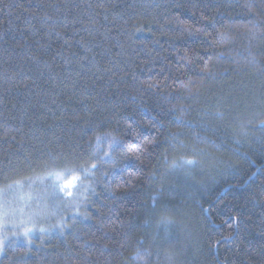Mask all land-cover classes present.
Segmentation results:
<instances>
[{
	"label": "trees",
	"instance_id": "16d2710c",
	"mask_svg": "<svg viewBox=\"0 0 264 264\" xmlns=\"http://www.w3.org/2000/svg\"><path fill=\"white\" fill-rule=\"evenodd\" d=\"M250 11L264 28V0H0V170L97 165L69 227L10 240L0 264H264Z\"/></svg>",
	"mask_w": 264,
	"mask_h": 264
},
{
	"label": "snow or ice",
	"instance_id": "6c2138e0",
	"mask_svg": "<svg viewBox=\"0 0 264 264\" xmlns=\"http://www.w3.org/2000/svg\"><path fill=\"white\" fill-rule=\"evenodd\" d=\"M247 7L251 10L253 5L248 4ZM250 14H252L253 19L247 22L248 25L251 26L249 28L250 34L246 37L249 41H251L256 30L264 31L261 20L258 19L260 13H251L250 11ZM220 38L233 39L227 37L224 33L220 34ZM257 62L256 58L253 57L251 63L256 64ZM205 66L207 67V64ZM189 83H191V81H189ZM181 111H183L182 108ZM217 115L222 116V113H217ZM260 126L264 128V120L260 121ZM178 135V133L171 134L173 144L178 143ZM137 151L139 150L137 149ZM137 159H139V156H137ZM194 163H196L195 160L183 159L181 161H173L171 166L182 167ZM96 167L97 165L93 163L89 166L79 164L65 166L62 169L52 168L47 171L43 177H37L36 179L33 177H25L15 180L11 179L9 176V173L14 171V169L9 168L0 170V179L5 181V183L0 184V256L6 255L10 240H14L20 236H23L27 240L29 250H31L32 240L30 234L35 231H48L47 229L38 227V221L57 214L54 210L60 209V203L58 201L62 200L59 194L63 193L67 197H72L73 189L79 191L83 188L86 191L89 186L86 182L90 181L91 175ZM49 178L53 180L52 192L50 194L51 200L49 195H45L43 197H38L35 205H33L31 203L33 200L32 195L30 193H23L25 183L27 182L30 187L32 184L36 183L37 180L42 182L44 179ZM158 224L162 225L165 232H167L172 224V219L167 215H161ZM28 225L31 226L29 227ZM9 226L12 228L11 236L8 235ZM52 227L59 228L63 231L69 226L63 221V218H61V222L57 225H52ZM18 229L22 230L18 231ZM145 255H147V253H145ZM136 257L137 259L144 260V255H141L139 252H137Z\"/></svg>",
	"mask_w": 264,
	"mask_h": 264
},
{
	"label": "rangeland",
	"instance_id": "374dc122",
	"mask_svg": "<svg viewBox=\"0 0 264 264\" xmlns=\"http://www.w3.org/2000/svg\"><path fill=\"white\" fill-rule=\"evenodd\" d=\"M46 181V179H44ZM47 182H41L40 180H37L36 183L32 184L30 187L29 185L25 186L23 189V193H30L33 197L32 204L35 205L36 200L38 197H43L45 195H49V198L51 200V192H52V184L53 180L50 178ZM87 183V182H86ZM73 195L72 197H67L63 193H60V197H62L61 201H58L60 203V209L54 210L57 212L56 215L49 216L47 218L41 219L38 221V227H42L46 229V227L53 223L55 220L62 218L61 216L69 215V216H78L81 214V208L85 202V199L88 194V188L85 191L83 188H81L79 191L73 189L72 190ZM29 227L31 225H28ZM22 230V229H18ZM12 228L9 226L8 229V235L11 236ZM34 233V232H33ZM32 234V233H31ZM24 237L20 236L18 238H15L16 241H21ZM25 239V238H24Z\"/></svg>",
	"mask_w": 264,
	"mask_h": 264
}]
</instances>
